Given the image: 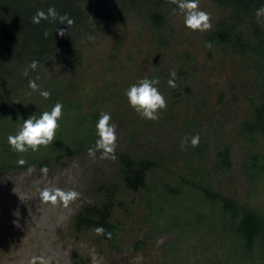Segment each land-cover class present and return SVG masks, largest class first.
<instances>
[{
  "label": "rangeland",
  "instance_id": "obj_1",
  "mask_svg": "<svg viewBox=\"0 0 264 264\" xmlns=\"http://www.w3.org/2000/svg\"><path fill=\"white\" fill-rule=\"evenodd\" d=\"M82 1L88 25L69 34L71 42L63 56L37 69L39 84L42 88L47 82L59 84L70 105L79 106L77 115L65 104L61 122L77 124L81 117H93L95 125L101 112H110L111 122L117 125L116 154L150 157L158 167L148 172L147 187L138 192L123 185L117 158L99 159L97 153L93 160L88 149L51 161L47 174L38 164L24 171H0V264H28L33 255L48 257L50 264H204L207 259L240 264L242 253L229 246L223 260L220 245L206 251L218 238V228L196 206V196L170 206L164 190L176 187L180 175L197 184L201 174L195 171L199 170L212 176L211 183L224 194L264 212V178L254 188L241 170L250 152H262L263 146L257 141L247 146L238 134L239 124L250 112V98L257 93L253 73L238 57L205 43L225 12L209 0H200V7L210 13L212 27L191 32L183 27L182 17L172 15L174 5L168 3L166 25L158 34L143 17L141 3ZM75 51L80 52L79 63L73 59ZM173 71L176 87L170 88L167 80ZM146 76L159 77L167 101V109L156 121L141 118L125 97V90ZM28 92L22 91V96ZM44 110L49 109L40 111ZM67 132L63 129L59 134L66 138ZM197 134L196 147L181 148L182 140ZM219 145L231 151L232 168L226 174L214 165ZM203 146L204 152L197 153ZM49 185L81 195L66 208L52 206L38 194ZM110 190L114 193L108 194ZM108 199L120 230L115 245L100 240L95 229L77 232L74 228L80 209ZM183 216L198 220L199 224L192 221L191 233L179 225ZM165 227L173 231H161ZM248 262L264 264V254Z\"/></svg>",
  "mask_w": 264,
  "mask_h": 264
},
{
  "label": "trees",
  "instance_id": "obj_2",
  "mask_svg": "<svg viewBox=\"0 0 264 264\" xmlns=\"http://www.w3.org/2000/svg\"><path fill=\"white\" fill-rule=\"evenodd\" d=\"M113 1L126 4L133 0ZM134 1L141 3L143 17L150 22L153 31L159 34L166 25V6L168 3L172 4V0ZM209 1L223 10L225 16L205 36V43L208 46L220 47L223 52H230L244 64H248L256 82V96L250 98V112L239 124L238 132L247 146H253L256 141L263 146L262 152L253 150L250 152L241 169L246 181L251 182L256 188L264 178V17L259 21L256 17L257 9L264 7V0ZM49 7H55L60 15L66 14L74 21L71 25L57 26L58 29L65 30L64 36L54 32L56 25L53 23L41 21L37 25L32 22V17L38 10L47 11ZM88 20L82 0H0V171H24L34 164H38L41 168L47 167L53 160L70 158L94 144L95 118L93 117H81L77 124H72L70 121L60 122L58 136L53 144L42 148L39 152L23 154V158L27 161L23 166L17 164L19 156L11 152L7 144L8 135L14 133L21 120L38 113L43 107L50 109L58 101L67 106L71 104V101L63 96L64 90H61L59 84L47 82L42 88L39 84L40 78L37 79L39 76L37 70L30 72L28 77H25L23 72L34 59L39 61V69L40 66L46 68L50 62L63 56L64 48L71 42L69 34L87 26ZM45 31L49 33L47 37L44 36ZM79 53L75 51L73 59L76 63L81 59ZM29 79H36L42 89L51 91L50 98L43 100L37 93H32L30 96ZM54 87L57 89L54 90ZM24 90L29 92L22 96L21 92ZM68 107L78 115V105L73 104ZM63 129L65 132L69 130L67 133L70 134L66 138L59 134ZM200 149L204 152L206 146L200 147L196 152L199 153ZM116 158L123 185L132 192L146 188L148 172L158 167L150 157L117 153ZM214 165L224 174L230 172L232 157L228 146L216 147ZM198 173L201 175L197 184L192 183L190 177L180 175L176 187L165 186L164 190L169 195V205L174 206L184 202V199L189 200V196H196L195 201H198L196 206L206 212L207 218L213 220L214 227L218 228V238L212 239L213 247L206 251H213L214 245H220L222 260L225 258L224 250L228 246L235 252L242 253L241 259L247 264L248 261L253 262L259 253L263 255L264 212L250 204L241 203L231 195L224 194L211 183L212 176L209 177L199 170L195 171V175ZM111 192L114 193L111 190L107 193ZM152 203L150 208L154 211ZM112 206L110 199L102 204L84 206L75 218V230L84 232L103 227L106 232L111 233V239L106 238L105 235H99V239L115 245L120 230L118 223L111 216ZM192 218L194 217L183 216L179 220V225L185 232L191 233L195 229L192 221L199 224L198 220ZM173 227H165L161 231L171 233ZM182 237L183 235H178V238L182 239ZM178 238L176 241L179 240ZM185 259L187 262L188 255ZM243 262L240 261V264L245 263ZM204 264L217 263L207 259Z\"/></svg>",
  "mask_w": 264,
  "mask_h": 264
},
{
  "label": "clouds",
  "instance_id": "obj_3",
  "mask_svg": "<svg viewBox=\"0 0 264 264\" xmlns=\"http://www.w3.org/2000/svg\"><path fill=\"white\" fill-rule=\"evenodd\" d=\"M174 7L171 8L172 15L182 17L183 27L191 32H206L211 29L210 13L200 7V0H172ZM256 17L259 21L264 17V7L257 9ZM41 21H48L56 25L54 32L59 36L65 35L63 28L58 29V25H71L74 23L66 14L60 15L55 7H49L47 11L38 10L32 17L34 24H40ZM49 33L44 32L47 37ZM93 39V37H89ZM39 61L32 60L23 75L28 77L30 72H35L38 69ZM167 85L170 88L176 87V73L175 71L169 73ZM39 77H37L38 79ZM160 79L156 77H144L136 83L131 84L125 90V97L129 107H131L141 118L150 121H156L160 118V114L167 109V101L164 94L159 89ZM28 88L30 96L32 93H38L43 100H48L52 95L51 91L42 89L37 84L36 79H29ZM64 105L61 102H56L49 110L33 113L27 119L21 120L14 133L7 137V144L9 150L18 154V165H25L27 161L23 158L25 153H36L42 148H47L53 144L56 138V133L60 127V122L64 117ZM112 121L110 112H101L95 122V142L88 148V155L93 160L97 159H116L117 147V125ZM199 135H194L191 139L185 138L181 141V148L187 147L189 144L196 147L199 144ZM42 173L47 174L48 168L45 166L41 169ZM39 198L46 204L52 206L61 205L68 207V205L77 200L81 193L74 190H65L56 186H46L39 190ZM97 235H105L106 238L111 239V233L106 232L103 227H96ZM28 264H50V259L44 255H33L28 260Z\"/></svg>",
  "mask_w": 264,
  "mask_h": 264
}]
</instances>
